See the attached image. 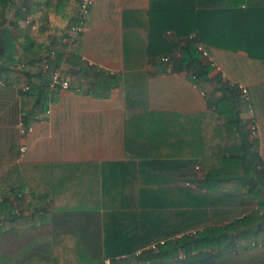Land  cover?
Here are the masks:
<instances>
[{"label":"trees","instance_id":"16d2710c","mask_svg":"<svg viewBox=\"0 0 264 264\" xmlns=\"http://www.w3.org/2000/svg\"><path fill=\"white\" fill-rule=\"evenodd\" d=\"M151 1L149 57L173 60L174 68L186 70L194 84L209 80L213 69L199 44L208 51H244L264 64V0ZM80 2L68 31L81 21ZM12 3L0 0V31ZM168 31L177 39H171ZM67 37L68 32L64 43L52 41L45 55L28 57L21 64L29 86L20 89L26 126L41 118L51 90L61 89L50 86L52 70L41 68L51 53L56 67L62 68L66 59L76 68L74 73L64 70L71 77L70 88L82 91L92 84L93 95L104 98L121 82L119 76L83 60L80 36L72 47ZM6 71L0 67V76ZM217 83L221 96L211 108L162 114L179 129L164 127L161 137H179L180 155L197 166V171L183 176L196 188L182 189L180 227L177 223L164 234L158 228L141 233L138 227L132 234L101 213L99 176L89 178L54 163L4 162L0 163V264H264V159L258 139L241 130L243 114L253 109L252 99L242 96L238 83L221 76ZM217 117L226 121L219 124ZM134 140L127 124L128 156ZM153 243L157 249L148 248Z\"/></svg>","mask_w":264,"mask_h":264},{"label":"crops","instance_id":"0c3cea01","mask_svg":"<svg viewBox=\"0 0 264 264\" xmlns=\"http://www.w3.org/2000/svg\"><path fill=\"white\" fill-rule=\"evenodd\" d=\"M151 2L96 0L78 51L89 65L119 76L121 82L104 98L93 95L92 84L82 91L51 90L48 107L25 136L18 126L20 89L28 81L21 64L28 57L43 55L52 41L63 42L79 0H13L0 31V67L8 70L0 76V163H54L80 170L89 178L99 176L101 213L132 234L138 227L147 234L154 228L164 234L177 223L180 227L182 189L196 188L183 176L197 171V166L180 155L179 137H161L164 127L179 129L162 114L211 108L221 96L220 76L247 86L253 109L243 114L241 130L258 139L264 159V64L244 51L212 48L209 56L221 70L213 67L209 80L194 84L186 70L174 68L173 60L149 57ZM2 11L0 4V22ZM168 35L177 39L172 31ZM61 66L66 72L76 71L66 59ZM225 121L217 117L219 124ZM127 124L135 139L129 156ZM72 238L79 240V236Z\"/></svg>","mask_w":264,"mask_h":264},{"label":"built area","instance_id":"2783aa9c","mask_svg":"<svg viewBox=\"0 0 264 264\" xmlns=\"http://www.w3.org/2000/svg\"><path fill=\"white\" fill-rule=\"evenodd\" d=\"M96 0H81L80 2V7H79V11L80 14L82 16L81 21L79 24L74 25L70 28V30L68 31V37L65 39L66 42H68L69 47L73 46V43L75 41L78 40L79 36H81V34L83 33V31L85 30V18L92 12L93 7L95 5ZM199 50L202 53V56L206 59H209L212 66L217 68L218 70H221V68L210 58L209 56V52L207 49L204 48V46L202 44L198 45ZM51 59H53L54 53L50 54ZM51 59H46L43 62V65L41 66V68H43L44 70H52V80L50 83V86L52 88L55 87H60L63 89H69L71 87V77L69 75L66 74V72L64 71L63 68L61 67H56L54 65V62ZM167 60V58L165 59ZM90 64H92L90 62ZM40 66V65H39ZM238 86L240 88V90L243 93V96L246 99H250L249 96V90L247 88V86H245L244 84L238 83ZM29 86L28 85H23L22 90H28ZM250 111L252 112V108L250 109ZM19 129L21 131L22 134L27 135L28 133L33 131V124L30 126H26L25 125V121L23 118V115L21 116L19 123H18ZM256 129H253V132H255ZM26 150V146H22V151ZM19 208H16V212H18ZM165 240H161L160 243H164ZM148 248L150 249H157L158 248V244L157 243H153L151 245L148 246ZM141 251L139 250L138 253H140ZM180 257H183V254H180Z\"/></svg>","mask_w":264,"mask_h":264},{"label":"rangeland","instance_id":"374dc122","mask_svg":"<svg viewBox=\"0 0 264 264\" xmlns=\"http://www.w3.org/2000/svg\"><path fill=\"white\" fill-rule=\"evenodd\" d=\"M220 67V66H219ZM253 129H255V128H253ZM254 134H255V132H253Z\"/></svg>","mask_w":264,"mask_h":264}]
</instances>
